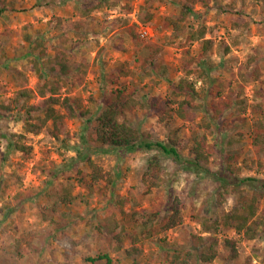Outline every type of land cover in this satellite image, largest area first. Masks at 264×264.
Wrapping results in <instances>:
<instances>
[{"label": "rangeland", "instance_id": "rangeland-1", "mask_svg": "<svg viewBox=\"0 0 264 264\" xmlns=\"http://www.w3.org/2000/svg\"><path fill=\"white\" fill-rule=\"evenodd\" d=\"M113 1L85 16L76 5L86 8L96 0H0V65L7 63L0 66V264H171L174 252L187 251L193 254L191 264H264V225L254 240L221 228L218 256L209 262L200 259L197 251L208 252L210 243L198 239L208 234L197 214L215 218L234 206L233 197L217 204L214 180L164 158L163 181L148 190L143 175L152 151L118 152L92 135L97 114L112 92L123 88L145 106L127 110L122 120L155 140H165L178 129L179 150L185 158H190L193 131L206 134L216 150L211 168L219 166L221 153L233 154L241 177L264 179V156L252 144L256 122L264 114V0H199L195 13L182 22L186 29L178 33L164 19L178 14V0H131L129 5L119 0L109 7ZM148 12L155 14L146 22L155 32L152 40L139 34L141 18ZM203 26L208 29L206 38L213 40L207 52L202 40L186 41L189 32ZM37 36L46 43L44 57H40L42 46L34 48ZM149 44H163L164 49L155 54ZM59 51L72 68L60 83L61 93L72 98L78 115L67 120V133L55 139L49 127L40 134L28 133L25 119L28 107L43 99L37 87L45 79H39L32 59L38 58L49 76L53 71L47 59ZM201 61L210 68L205 75L186 74V68L198 69ZM184 76L199 92L188 120L175 113L174 88ZM23 89L30 96L17 98ZM216 112H220L214 118L218 126L213 121ZM209 118L212 128L204 125ZM238 133L241 141L229 144ZM18 140L32 146L29 155L10 144ZM79 150L110 172L113 182L89 189L87 162L67 166ZM175 197L185 204L182 224L142 238L136 242L142 252L128 254L132 231L128 216L151 210L162 219ZM258 219L264 223V199ZM117 223L126 225V230L120 232ZM226 238L236 241L235 259L227 258ZM103 254L112 261L88 259Z\"/></svg>", "mask_w": 264, "mask_h": 264}, {"label": "trees", "instance_id": "trees-1", "mask_svg": "<svg viewBox=\"0 0 264 264\" xmlns=\"http://www.w3.org/2000/svg\"><path fill=\"white\" fill-rule=\"evenodd\" d=\"M119 0H115L107 4L109 7L118 5ZM179 11L178 14L170 13L164 17L166 25L170 26L174 33L181 32L186 29V26H182V22L188 18L189 15L195 13V5L199 0H178ZM107 2V0H105ZM103 0H96L95 4L87 6L76 5V9L83 15L88 16L94 9H99L105 5ZM131 0H127V5ZM131 7H128L130 11ZM155 17L153 12H148L147 17L141 18L144 23L151 21ZM165 25V26H166ZM208 29L206 26L201 27L198 30L191 31L186 37L187 42L202 40L203 50L207 52L213 45L211 38H206ZM131 34L135 35L133 29ZM29 38V37H28ZM153 39V38H152ZM151 39V40H152ZM35 47L39 45L43 47L40 57L47 55L46 43L40 36L35 38ZM2 43L0 41V49ZM148 47L154 51L155 54L160 53L164 49L163 44L151 45ZM33 49L28 51V55L32 54ZM189 52V50H187ZM52 64L51 69L53 73L47 76L40 67L38 58L32 59L33 65L36 69L39 79H45L42 84L37 87L38 94L43 98L38 105H31L27 110V118L25 119V129L29 133L40 134L44 127H49L50 135L59 139L61 135L67 133V120L74 119L78 115V109L75 102L70 96H63L61 93L60 83L64 78L70 75L72 72L71 63L66 57V54L62 51L57 52L52 58L47 59ZM1 64V63H0ZM7 63H4L1 68L5 67ZM124 67L120 66L119 72L123 71ZM156 69H160V66H156ZM186 74L201 71L200 75H205L210 68H206L205 62L199 63V68H186ZM118 72V73H119ZM46 76V78H45ZM174 93L176 98L175 113L183 120L191 118V110L193 108V100L199 96V92L195 86V83L184 76L181 81L175 86ZM29 97V90L23 89L18 92L17 98ZM182 96L181 98H177ZM25 105V104H24ZM144 107V102L134 97L133 93H128L123 88L115 89L109 102L103 106L100 112L96 116V124L93 128V137L96 141L100 142L104 146L111 147V150L118 152H135V151H148L153 152L147 160V170L143 175V183L148 190L158 187L163 181V174L165 172V165L163 163L164 158L173 159L183 170L196 171L199 175H203L207 178L214 180L217 183L216 186V201L219 206H222L228 201L230 197L234 199V206L230 210L222 212L221 215L212 218L208 214L199 212L197 214V221L202 225L203 230L208 234L207 237L200 236L198 239L205 245L210 243L209 251L198 252L200 259L203 262H209L215 259L219 251L217 249L218 237L217 234L221 228L233 229L236 233L243 235L247 240L256 239L261 231L260 226L264 225L258 219V212L261 201L264 199V179L256 176L241 177L239 175L240 169L233 164V159L237 156L229 154L227 156L221 153V162L216 169L211 168L210 159L213 156L215 146L208 140L206 134L193 131L192 134V147L190 149V158H185L180 150V136L178 135V129H174L168 135L165 140H155L150 135L145 134L140 128L130 124L129 122L122 120L123 115L127 110H131L134 107ZM257 108L261 105H257ZM83 113V112H81ZM84 114V113H83ZM260 115V114H259ZM220 112H216L213 117H219ZM38 122H35V120ZM218 126V123L215 122ZM258 126L252 135V144L258 153L264 156V114L259 116L256 122ZM206 127L212 128L211 118L205 122ZM23 137V136H20ZM241 141V133L235 136H231L228 143ZM15 149L23 152L25 155H29L32 150V146L24 144L21 140L14 143ZM82 154V150L78 151L76 158L71 160L67 166L68 168L78 165L80 162H87L90 167L88 174L89 180L86 181V185L89 189H93L100 182L105 181L107 184L113 182V178L110 172L105 171L104 168L97 163L91 157H86ZM86 157V158H85ZM81 172V170L79 171ZM64 202H71V198H63ZM185 207L178 197H175L169 203L168 213L161 219L158 211L144 210L132 212L126 220L131 225V232H128L131 237V246L126 249L128 254L140 253L142 249L136 245V242L142 238L155 237L161 233L168 231L181 225L183 222L182 209ZM119 231L124 232L126 225L117 223ZM114 235L116 231H113ZM225 246L229 248V254L227 258L229 260L235 259L239 256V249L235 240L230 238L225 239ZM122 248L120 244L118 249ZM193 258L191 251L187 252H174L172 254V261L178 264H191L190 260ZM90 260L107 259L111 262L112 259L108 254L99 255L96 258H88ZM171 263V264H174Z\"/></svg>", "mask_w": 264, "mask_h": 264}, {"label": "built area", "instance_id": "built-area-1", "mask_svg": "<svg viewBox=\"0 0 264 264\" xmlns=\"http://www.w3.org/2000/svg\"><path fill=\"white\" fill-rule=\"evenodd\" d=\"M139 26V34L142 39H152L155 37L154 29L150 23H139Z\"/></svg>", "mask_w": 264, "mask_h": 264}]
</instances>
